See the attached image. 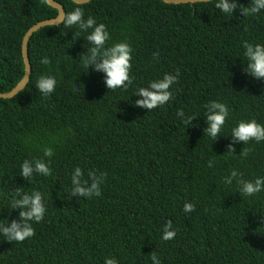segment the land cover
Segmentation results:
<instances>
[{
    "label": "trees",
    "instance_id": "trees-1",
    "mask_svg": "<svg viewBox=\"0 0 264 264\" xmlns=\"http://www.w3.org/2000/svg\"><path fill=\"white\" fill-rule=\"evenodd\" d=\"M58 1L66 12L79 6L85 19L104 23L106 47L131 45L132 82L108 90L102 73L83 72L79 56L87 42L85 33L75 39L76 26L47 25L32 35L28 84L14 97H0V223L19 219V209H8L17 188L40 191L46 212L33 223L32 237L0 236V264H104L106 257L152 264V254L161 264H264V192L242 197L235 181L222 183L232 169L245 180L264 176V141L237 142L235 153H227V135L239 120L264 124V81L248 75L243 61L245 42L264 43V10L225 15L214 0ZM57 15L47 0H0L1 92L24 77L27 30ZM45 56L47 65L40 63ZM176 73L169 102L150 111L131 103L139 87ZM41 75L57 80L50 96L35 87ZM211 100L230 109L213 142L203 134ZM48 147L50 158L43 156ZM41 157L50 159V175L30 181L19 175L24 159ZM76 166L84 179L89 172L103 176L99 196H72ZM185 202L195 208L184 212ZM168 220L176 235L163 240Z\"/></svg>",
    "mask_w": 264,
    "mask_h": 264
},
{
    "label": "clouds",
    "instance_id": "clouds-1",
    "mask_svg": "<svg viewBox=\"0 0 264 264\" xmlns=\"http://www.w3.org/2000/svg\"><path fill=\"white\" fill-rule=\"evenodd\" d=\"M214 7L220 13L225 15H234L236 10L243 12L244 16L255 15L264 10V0H251L248 6L237 3V0H214ZM61 22L66 28L76 26L78 31L75 39L83 35L87 42L85 51L79 56L84 69L83 72H100L103 74V82L108 90L118 88H127L131 84L129 75L131 69L132 48L126 41L122 40L106 47V42L110 39V34L104 23H97L95 18L88 16L84 18V12L77 6L70 12L62 15ZM90 30V31H89ZM243 61L246 62L245 71L251 77L264 81V43L245 42L243 45ZM158 56L157 53L153 54ZM47 56L42 57L41 64L49 63ZM179 73L165 74L162 78L152 80L146 87H139L133 95L137 97L131 101L135 106L145 108L148 111L162 106L169 102L172 97L171 86L177 80ZM57 80L51 75H41L35 83V87L43 96H50L56 88ZM206 114L204 116L206 126L203 128V134H206L212 142L221 136L222 129L226 120L229 118V107L218 100H211L205 105ZM178 115L184 119V113L178 112ZM194 116L186 118V122L191 124ZM232 143L228 145L227 153H235V144L242 142L247 144L254 140L259 143L264 141V124L255 119H241L231 128L230 134ZM225 136V135H223ZM246 156L247 151L242 150L239 153ZM53 155L51 147L45 148L43 156L50 158ZM50 159L35 158L24 159L19 166V175L25 180L30 181L34 175L48 176L51 174ZM208 166H213V160L208 161ZM84 172L80 166H76L71 172V194L76 197L91 198L101 194L102 175H95L91 172L88 179H84ZM238 185V191L242 197L253 196L264 192V176H258L253 180H245L242 174L236 169L223 177L222 183L232 185L233 182ZM9 210L19 209V219H7V223H0V236L7 241L22 242L26 238L35 234L33 223H39L45 215L46 206L43 194L38 190L32 192H23L17 188L9 201ZM195 205L185 202L184 212H190ZM176 235V230L172 222H165L162 229L161 239L171 240ZM152 264H161V260L156 254L150 257ZM104 264H119L115 257H106Z\"/></svg>",
    "mask_w": 264,
    "mask_h": 264
},
{
    "label": "water",
    "instance_id": "water-1",
    "mask_svg": "<svg viewBox=\"0 0 264 264\" xmlns=\"http://www.w3.org/2000/svg\"><path fill=\"white\" fill-rule=\"evenodd\" d=\"M77 3H87L91 0H73ZM167 3H195V2H202V1H211V0H164ZM47 2L55 7L58 10V15L52 18H47L44 20H40L37 23H35L33 26H31L23 38V44H22V51H23V58L25 63V74L22 80L11 90L8 92H1L0 91V97L2 98H11L14 97L16 94H18L29 82L30 76L32 73V64L30 60V53H29V42L32 37V35L39 30L40 28L47 26V25H59L61 24L62 15L66 12L65 5L61 3L58 0H47ZM76 88H79L78 85L75 83Z\"/></svg>",
    "mask_w": 264,
    "mask_h": 264
}]
</instances>
